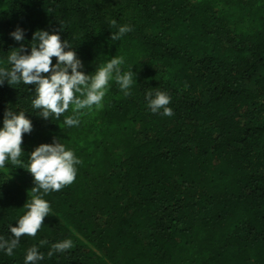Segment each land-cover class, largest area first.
Returning a JSON list of instances; mask_svg holds the SVG:
<instances>
[{
  "label": "trees",
  "instance_id": "16d2710c",
  "mask_svg": "<svg viewBox=\"0 0 264 264\" xmlns=\"http://www.w3.org/2000/svg\"><path fill=\"white\" fill-rule=\"evenodd\" d=\"M17 27L25 52L35 30L57 32L86 74L122 56L137 84L124 96L110 80L102 106L80 110L73 127L63 124L72 105L44 119L31 84L0 85V126L7 109L32 124L25 163L54 137L81 161L71 184L44 197L36 235L0 264H24L33 245L39 264H264V0H0V62L20 46ZM149 90L169 94L172 116L149 110ZM33 186L25 169L0 170L6 239ZM65 238L73 247L48 257Z\"/></svg>",
  "mask_w": 264,
  "mask_h": 264
},
{
  "label": "clouds",
  "instance_id": "9594fccd",
  "mask_svg": "<svg viewBox=\"0 0 264 264\" xmlns=\"http://www.w3.org/2000/svg\"><path fill=\"white\" fill-rule=\"evenodd\" d=\"M110 23L116 26L115 20ZM131 30L126 24L118 26L117 31L111 34V39L118 41ZM9 35L20 46L11 48L6 60L0 62V85L31 84L34 93L32 112L41 118L59 119L72 105L73 115L65 116L63 124L67 127L78 126L80 110L101 107L109 81L113 79L124 96L131 95V86L136 83L135 73L131 70L132 66L128 71H122L125 63L122 56H113L103 66L96 67L93 73L86 74L74 48L67 40H61L59 33L35 30L29 45L30 51L27 52L22 28L17 27ZM53 57L55 63L52 62ZM144 98L151 112L169 117L174 114L173 109L168 107L171 97L166 91L149 90L145 92ZM25 112L7 109L0 126V170L6 167V162L25 169L31 174L34 184L30 199L23 205L26 211L15 221V226L8 225L11 238L0 235V252L10 257L20 244V238L24 235L35 236L44 217L49 215L50 205L44 197L49 192L59 191L71 184L76 177V165L81 163L74 151L55 137L51 143L36 146L27 154L25 163L22 159L25 154L21 149L22 134L32 130L31 121ZM45 243L40 241V245ZM72 247L73 241L65 238L53 243L47 256ZM44 259L45 254L39 251L37 245L27 249L23 258L24 264H39Z\"/></svg>",
  "mask_w": 264,
  "mask_h": 264
}]
</instances>
